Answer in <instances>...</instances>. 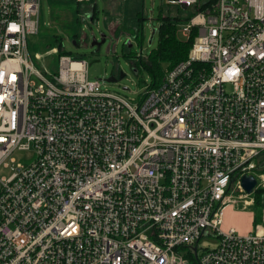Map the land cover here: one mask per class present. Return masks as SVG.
<instances>
[{
    "label": "built area",
    "instance_id": "built-area-1",
    "mask_svg": "<svg viewBox=\"0 0 264 264\" xmlns=\"http://www.w3.org/2000/svg\"><path fill=\"white\" fill-rule=\"evenodd\" d=\"M169 2L189 51L128 100L83 58L36 68L40 0H0V264H264L262 202L219 229L264 152V0Z\"/></svg>",
    "mask_w": 264,
    "mask_h": 264
},
{
    "label": "rangeland",
    "instance_id": "rangeland-1",
    "mask_svg": "<svg viewBox=\"0 0 264 264\" xmlns=\"http://www.w3.org/2000/svg\"><path fill=\"white\" fill-rule=\"evenodd\" d=\"M39 12L40 29L27 39V53L36 68L54 71L59 51L74 58H83L87 62L89 80H101L107 91L130 100L136 99L143 87L150 84V77L142 70H139V74L134 72L125 53L147 57L156 48L159 12L182 20L192 11L169 0H90L78 5L67 0H40ZM110 22H117V31L113 34L108 30ZM180 22L176 25V38L180 42H187L178 30ZM92 37L96 42L103 38L99 47L90 45ZM161 66L165 69L167 64L162 62ZM119 72L124 74L121 80L105 81ZM26 155L24 152L13 154L17 161L23 160ZM260 159L247 171L256 178L257 183L246 200L253 198L255 201L256 191L264 189V172L261 173L264 160L260 162ZM9 174V168L1 165L0 177ZM261 201L264 206V196ZM236 204H228L224 208L219 229L222 232L233 230L236 235L244 236L254 230L253 220L259 216L261 208L251 203L245 205L243 200H238Z\"/></svg>",
    "mask_w": 264,
    "mask_h": 264
},
{
    "label": "trees",
    "instance_id": "trees-1",
    "mask_svg": "<svg viewBox=\"0 0 264 264\" xmlns=\"http://www.w3.org/2000/svg\"><path fill=\"white\" fill-rule=\"evenodd\" d=\"M94 9H92V12ZM94 15V14H93ZM159 25L157 28L158 32V43L156 48L146 57H136V53H125V57L130 61L131 67L139 74V70L146 72L150 77L149 87H156L162 80L166 71L171 69L175 64L185 59L187 52L191 46V42H180L176 38V25L182 21L178 17H169L162 15L161 12L158 14ZM156 30V29H155ZM59 51V50H58ZM58 55H69L59 51ZM165 62L167 67L164 69L161 63ZM260 162L264 160V152L259 154L258 159ZM255 162H257L255 160ZM264 172V168L261 173ZM264 196V189H259L255 193L254 206L261 205V199ZM259 216H255L253 223H257Z\"/></svg>",
    "mask_w": 264,
    "mask_h": 264
},
{
    "label": "water",
    "instance_id": "water-1",
    "mask_svg": "<svg viewBox=\"0 0 264 264\" xmlns=\"http://www.w3.org/2000/svg\"><path fill=\"white\" fill-rule=\"evenodd\" d=\"M101 42H103V38L100 40V42H96V39L94 37H92V41H91L90 45H95V46L99 47ZM123 77H124V74L122 72H119L117 76L112 75V76L108 77L105 81L106 82H117L118 80H121ZM123 89H125V88H123ZM240 185L246 194H250L256 185V179L251 174H244L240 177Z\"/></svg>",
    "mask_w": 264,
    "mask_h": 264
},
{
    "label": "crops",
    "instance_id": "crops-1",
    "mask_svg": "<svg viewBox=\"0 0 264 264\" xmlns=\"http://www.w3.org/2000/svg\"><path fill=\"white\" fill-rule=\"evenodd\" d=\"M94 9V6L93 8ZM97 11V10H96ZM92 17V16H91ZM97 15H96V20H97ZM94 20H95V17H94ZM117 22H110L109 25H108V30L113 34L117 31V25H115Z\"/></svg>",
    "mask_w": 264,
    "mask_h": 264
}]
</instances>
